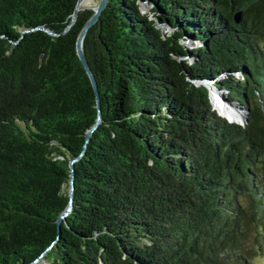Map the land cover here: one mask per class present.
I'll return each instance as SVG.
<instances>
[{"label": "trees", "instance_id": "obj_1", "mask_svg": "<svg viewBox=\"0 0 264 264\" xmlns=\"http://www.w3.org/2000/svg\"><path fill=\"white\" fill-rule=\"evenodd\" d=\"M76 2L0 0V264H249L264 0H107L82 41L99 114L76 54L93 10L72 20ZM207 85L249 109L244 126Z\"/></svg>", "mask_w": 264, "mask_h": 264}, {"label": "water", "instance_id": "obj_2", "mask_svg": "<svg viewBox=\"0 0 264 264\" xmlns=\"http://www.w3.org/2000/svg\"><path fill=\"white\" fill-rule=\"evenodd\" d=\"M83 0H77L75 8H74V13L72 15V20L76 14V12L79 10V5L81 4ZM107 0H99L98 4L92 8L93 10V14L91 15V17L89 18V20L87 21L86 25L83 27V29L81 30V32L79 33L77 40H76V54L89 78V81L91 83V86L93 88L94 94H95V99H96V106H97V110H98V114H99V100H98V94H97V88H96V83H95V79L93 77V74L87 64L86 58L84 56L83 50H82V41H83V37L85 35V33L87 32V30L97 21V19L99 18L102 10L104 9L105 5H106ZM142 5H144V3H141ZM71 20V21H72ZM234 20L236 22H238L239 20V13H236L234 16ZM157 26L160 28L161 32L163 33V29L165 28V26L163 24L157 23ZM44 31H46L47 33L50 34L49 31L43 29ZM208 88V92H209V98L211 101V95H210V89H213L211 86L207 85L206 86ZM222 102L225 103L227 106L231 107L234 112H236L237 114H239V116L241 117V120L239 121H235V120H229L225 117H223L222 115L219 114V112L214 108L213 104V108L217 111V114L226 119L227 122L229 123H235V124H239L241 126H244L247 122V115L249 112V109L247 107H244L242 104L237 103V102H232L229 101L228 99H222ZM212 103V102H211ZM99 116V115H98ZM99 119V117L97 118V120ZM96 124L87 132L86 134V139L88 138L89 134L91 133V131L95 128ZM75 161V159H72L69 163L70 166V181H69V202H68V206L65 209V211L61 214V216H59V218L57 219V222H59V220L61 218H63L64 216L67 215V213L69 212L70 208H71V198H72V191H73V172H72V168H73V162Z\"/></svg>", "mask_w": 264, "mask_h": 264}, {"label": "rangeland", "instance_id": "obj_3", "mask_svg": "<svg viewBox=\"0 0 264 264\" xmlns=\"http://www.w3.org/2000/svg\"><path fill=\"white\" fill-rule=\"evenodd\" d=\"M99 0H83V2H81V5L79 6V9L82 8H93L98 4ZM147 9V7L145 5H143L142 10ZM168 30L166 28L163 29V33H166ZM211 92L216 93V95H218L217 99L214 96L213 97V106L217 111H220L222 114H224L226 117L228 118H234V119H238L237 117H233V116H229L225 113H223L216 104L219 105H223L222 103V99H227V91L225 90H216V89H210V95ZM212 98V95H211ZM225 104V103H224ZM216 111V112H217ZM249 264H264V252H256L255 256L249 261Z\"/></svg>", "mask_w": 264, "mask_h": 264}, {"label": "bare ground", "instance_id": "obj_4", "mask_svg": "<svg viewBox=\"0 0 264 264\" xmlns=\"http://www.w3.org/2000/svg\"><path fill=\"white\" fill-rule=\"evenodd\" d=\"M82 2H83V1H82ZM80 5H81V4H80ZM80 5H79V6H80ZM78 8H79V7H78ZM211 95H212L211 102L213 101V97H214V96L216 97V99H217V97H218V95H216V93L213 94V92H211ZM213 95H214V96H213ZM222 104H223V105H219V104H216V105L218 106V108H219L223 113H225V114H227V115H229V116L237 117L238 119L228 118V117H226L224 114H222L220 111H218L220 115H222L223 117H225V118H227V119H229V120H235V121H239V120H241V117L239 116V114H237L236 112H234V110H233L231 107L227 106V105L224 104V103H222Z\"/></svg>", "mask_w": 264, "mask_h": 264}]
</instances>
